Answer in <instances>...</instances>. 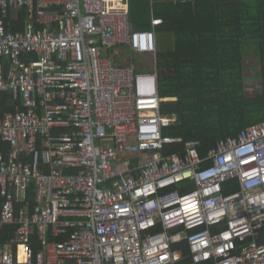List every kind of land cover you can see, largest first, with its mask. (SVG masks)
Listing matches in <instances>:
<instances>
[{"label":"built area","instance_id":"built-area-1","mask_svg":"<svg viewBox=\"0 0 264 264\" xmlns=\"http://www.w3.org/2000/svg\"><path fill=\"white\" fill-rule=\"evenodd\" d=\"M129 12L0 0V264H264V122L205 156L166 135L164 21L136 31Z\"/></svg>","mask_w":264,"mask_h":264},{"label":"trees","instance_id":"trees-1","mask_svg":"<svg viewBox=\"0 0 264 264\" xmlns=\"http://www.w3.org/2000/svg\"><path fill=\"white\" fill-rule=\"evenodd\" d=\"M129 10L136 31L152 30L153 17L164 21L156 27L159 95L167 99L163 113L177 118L166 135L199 141L205 156L221 141L264 122V0H129ZM249 52L260 64L254 97L247 95ZM0 63L8 70L5 57ZM15 108L9 95L0 98L1 113ZM179 150L182 145H171L164 153ZM259 238L264 244V231Z\"/></svg>","mask_w":264,"mask_h":264},{"label":"rangeland","instance_id":"rangeland-1","mask_svg":"<svg viewBox=\"0 0 264 264\" xmlns=\"http://www.w3.org/2000/svg\"><path fill=\"white\" fill-rule=\"evenodd\" d=\"M137 61L141 65L147 68H152L154 66V57L153 56H141L139 55ZM245 67H246V79L248 80L247 86V95L249 97L256 96L257 92L260 89V64L258 56L249 52L245 56Z\"/></svg>","mask_w":264,"mask_h":264}]
</instances>
